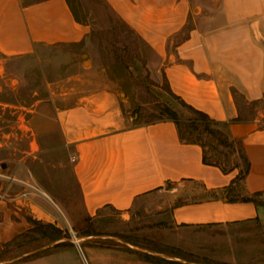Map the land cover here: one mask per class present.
<instances>
[{
    "label": "crops",
    "instance_id": "crops-1",
    "mask_svg": "<svg viewBox=\"0 0 264 264\" xmlns=\"http://www.w3.org/2000/svg\"><path fill=\"white\" fill-rule=\"evenodd\" d=\"M105 1L142 39L169 91L215 121L227 122L230 134L241 139L250 161L242 195L256 201L229 200L227 187L238 169L224 172L204 163L200 144L181 140L173 119L127 122L114 92L102 90L56 106L60 142L45 148L69 163L84 212L94 215L104 206L125 210L156 189H174L183 197L170 214L178 224L263 218L264 119L260 111L243 116L239 99L264 97V0ZM88 30L67 0H0L4 55L29 53L41 44L78 43ZM14 173L23 176L7 181L1 204L29 205L32 217L4 207L0 241L30 229L31 219L58 225L47 198L52 197L34 183V172L23 159ZM194 183L210 193L187 200L200 192ZM65 250L55 255L60 264L68 262ZM87 252L91 264H153L119 248L97 246Z\"/></svg>",
    "mask_w": 264,
    "mask_h": 264
},
{
    "label": "rangeland",
    "instance_id": "rangeland-1",
    "mask_svg": "<svg viewBox=\"0 0 264 264\" xmlns=\"http://www.w3.org/2000/svg\"><path fill=\"white\" fill-rule=\"evenodd\" d=\"M67 1L76 19L89 25L83 41L41 44L25 54L0 52V199L8 180L23 176L14 173L23 159L34 172V183L54 200L47 196L54 221L62 229L60 237L51 239V229L36 223L0 241V264H60L55 255L63 249L67 264H91L87 249L97 246L119 248L141 259L149 254L189 264H264V217L178 224L170 214L183 197L176 196L174 189H156L125 210L104 206L94 215L84 212L69 163L60 152L45 151L61 138L54 119L56 106L110 90L127 122L154 120L164 115L165 105L183 119L194 114L169 91L142 39L105 0ZM239 104L243 116L260 111L264 119V97L256 102L240 98ZM203 140L207 143L205 136ZM217 150L227 148L219 145ZM230 158L242 163L237 153ZM194 186L200 192L188 195L187 200L210 193L198 183ZM242 192L238 182L227 198L240 197ZM10 201L5 206L0 200V220L4 207L32 217L29 205ZM59 241L64 244L57 245Z\"/></svg>",
    "mask_w": 264,
    "mask_h": 264
},
{
    "label": "trees",
    "instance_id": "trees-1",
    "mask_svg": "<svg viewBox=\"0 0 264 264\" xmlns=\"http://www.w3.org/2000/svg\"><path fill=\"white\" fill-rule=\"evenodd\" d=\"M174 96L178 98L182 105H184L194 115L187 119H183L179 116L175 109L171 108L168 105H165L162 107L164 115H159L158 117H156V119H173L176 123L178 135L181 140L186 142H196L200 144L202 148V161L204 163L216 165L224 172L237 168L238 172L232 180V184L227 187L228 191H232L236 183L242 182L250 166V161L245 153L241 139L230 134L227 122L215 121L206 112L193 107L176 95ZM239 118V116L236 117V119ZM204 136L205 138H207V143L206 140H203ZM219 145L226 147L227 150L224 152H222L221 150H217ZM234 153H237V157L241 159V164L237 160L233 161L230 158V155ZM228 199H251L256 201V198L252 195H241L240 197L230 198L228 197ZM31 223L33 224L32 226L37 223L40 226H47L49 229H51L52 232L48 234L49 238L51 239L61 236L62 229L54 223L43 222L40 219H31ZM63 243L64 242H58L56 244L61 245ZM143 258L150 261L154 260L160 264H189L187 262H182L174 259L154 257L149 254H144Z\"/></svg>",
    "mask_w": 264,
    "mask_h": 264
},
{
    "label": "built area",
    "instance_id": "built-area-1",
    "mask_svg": "<svg viewBox=\"0 0 264 264\" xmlns=\"http://www.w3.org/2000/svg\"><path fill=\"white\" fill-rule=\"evenodd\" d=\"M71 158H72V159H74V158H75V156H74V155H72V156H71ZM84 259H85V257H84Z\"/></svg>",
    "mask_w": 264,
    "mask_h": 264
}]
</instances>
